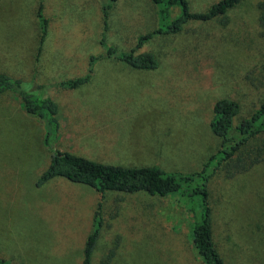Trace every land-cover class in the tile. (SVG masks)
I'll return each mask as SVG.
<instances>
[{
	"label": "rangeland",
	"instance_id": "rangeland-1",
	"mask_svg": "<svg viewBox=\"0 0 264 264\" xmlns=\"http://www.w3.org/2000/svg\"><path fill=\"white\" fill-rule=\"evenodd\" d=\"M216 1L188 3L198 12ZM260 1L241 0L225 16L189 20L179 32L157 34L136 48L153 52L157 68L129 71L122 63H106L118 59L101 58L82 85H55L79 71L68 69L35 89L57 104L55 136L46 138L43 121L24 110L19 96L1 93L3 264H82L97 226L91 264H202L190 235L192 215L202 207V192L194 189L202 185L201 176L181 181V190L167 195L108 190L100 196L92 186L62 176L40 185L37 180L55 149L113 165H154L177 175L210 173V156L220 144L210 127L215 101H237L238 124L264 99ZM120 2L0 0V74L39 83L29 67L42 60L45 44L52 49L61 43L64 53L56 61L76 55L86 62L84 75L91 55L105 54L102 37L119 52L131 50L140 35L159 26L158 5ZM178 12L173 7L171 16ZM41 18L48 20L44 33ZM216 168L206 184L219 253L225 264H264V134Z\"/></svg>",
	"mask_w": 264,
	"mask_h": 264
},
{
	"label": "trees",
	"instance_id": "trees-1",
	"mask_svg": "<svg viewBox=\"0 0 264 264\" xmlns=\"http://www.w3.org/2000/svg\"><path fill=\"white\" fill-rule=\"evenodd\" d=\"M114 3L116 0H109ZM241 0H218L211 4L205 11H191L188 0H152L158 5L157 17L159 26L152 31L138 37L136 45L129 51L119 52L114 46L107 45L105 38H101V44L105 47V54L90 57L88 72L77 78L63 80L55 85L61 88L72 89L89 81L93 63L101 58H115L126 62L138 69H154L159 65L156 55L151 51L136 53V48L141 47L148 40L160 33H177L192 19L210 20L218 16H225L230 8L235 7ZM103 8V18L108 20L107 9ZM173 7H178L179 12L175 17L171 16ZM258 23L264 35V1L257 5ZM40 9V8H39ZM40 14V10L38 12ZM47 21L41 18V28H46ZM49 84H31L22 79L12 78L0 74V93L9 91L20 97L24 110L38 116L46 128V138L55 136L58 132L59 122L57 118L58 107L54 100L46 94L36 95L35 89H43ZM213 118L210 121L212 132L219 138L218 150L210 156L213 164L210 173L175 174L168 173L157 166H121L102 163L92 159L73 154L71 152L55 149L51 155L47 169L40 175L37 185L47 180L62 176L71 181L92 186L102 196L108 190L134 192L144 190L150 193L167 195L181 190V181H191L195 176H201L202 185L194 188L202 192V207L199 214H193V226L191 238L194 248L201 258L202 264H225L214 241V229L212 227V208L208 199L206 177H210L217 166H222L226 161L236 155L246 144L264 134V99L251 116L234 124V119L239 113V104L231 98H220L213 106ZM209 162L206 163L208 165ZM179 178V180L177 179ZM100 205V203H99ZM98 212V210H97ZM98 235V226L90 233L84 247L82 264H91V254ZM3 264V260H0Z\"/></svg>",
	"mask_w": 264,
	"mask_h": 264
},
{
	"label": "crops",
	"instance_id": "crops-1",
	"mask_svg": "<svg viewBox=\"0 0 264 264\" xmlns=\"http://www.w3.org/2000/svg\"><path fill=\"white\" fill-rule=\"evenodd\" d=\"M116 4L121 5L120 0L115 1L114 5ZM39 8H41V4ZM47 23H48V20H47ZM84 28L88 29L86 24L84 25ZM82 33L85 35L83 31ZM41 48L42 50H40L41 52L39 51V54H40V57H42V60L34 62L33 65L29 67L34 70L35 76H37V78L39 79L38 81L39 83H36V84H47L46 82L54 83L53 80L60 79L63 74H68V73H63L68 69L79 70L75 74L73 73L69 74L71 75L70 78H77V77H81L84 75V73L81 72L80 70H82L83 67H86L87 63L80 62L78 56L75 55L71 59H68V60L62 59L61 61H56V60L61 59L60 55H63L64 53L61 43H57L56 47L52 49L47 44H45L43 47L41 46ZM35 56L36 54L31 56L29 59L34 60ZM106 63H110L109 65H117V63H122L123 65H125L127 69H130L129 71H132V69H138V68H134L130 66L129 64L121 60L120 61H108ZM58 88L63 89L60 87Z\"/></svg>",
	"mask_w": 264,
	"mask_h": 264
}]
</instances>
